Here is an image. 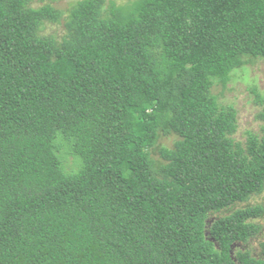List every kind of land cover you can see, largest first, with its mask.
I'll return each instance as SVG.
<instances>
[{
    "label": "trees",
    "instance_id": "obj_1",
    "mask_svg": "<svg viewBox=\"0 0 264 264\" xmlns=\"http://www.w3.org/2000/svg\"><path fill=\"white\" fill-rule=\"evenodd\" d=\"M57 1L0 0V264H264V94L212 91L264 0Z\"/></svg>",
    "mask_w": 264,
    "mask_h": 264
},
{
    "label": "rangeland",
    "instance_id": "obj_2",
    "mask_svg": "<svg viewBox=\"0 0 264 264\" xmlns=\"http://www.w3.org/2000/svg\"><path fill=\"white\" fill-rule=\"evenodd\" d=\"M71 0H58L56 5L61 9H66ZM117 4H125L126 0H115ZM247 71L238 70L232 75V80L224 89L216 86L212 91L223 105H231L237 111L238 130L237 137L242 138L247 130L257 131L261 121L257 118L260 106L254 103V96L250 88L256 86L258 92L264 94V60L253 59L247 64ZM248 78V79H245ZM173 137H162L160 143L166 147L172 146ZM247 203H260L264 205V190L255 197H252ZM244 205V204H241ZM261 225L259 236L253 238L248 243L252 251H257L258 243L264 240V216L257 220Z\"/></svg>",
    "mask_w": 264,
    "mask_h": 264
}]
</instances>
